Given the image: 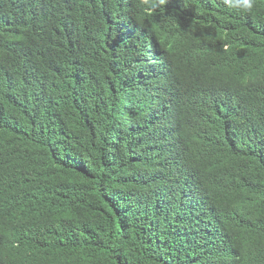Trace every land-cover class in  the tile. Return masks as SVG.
I'll return each instance as SVG.
<instances>
[{
    "label": "trees",
    "instance_id": "16d2710c",
    "mask_svg": "<svg viewBox=\"0 0 264 264\" xmlns=\"http://www.w3.org/2000/svg\"><path fill=\"white\" fill-rule=\"evenodd\" d=\"M0 264H264V0H0Z\"/></svg>",
    "mask_w": 264,
    "mask_h": 264
},
{
    "label": "clouds",
    "instance_id": "9594fccd",
    "mask_svg": "<svg viewBox=\"0 0 264 264\" xmlns=\"http://www.w3.org/2000/svg\"><path fill=\"white\" fill-rule=\"evenodd\" d=\"M168 0H136V5L145 16L153 15L157 9L163 11ZM226 9L238 14H251L256 7V0H219ZM228 45H224L227 51Z\"/></svg>",
    "mask_w": 264,
    "mask_h": 264
}]
</instances>
